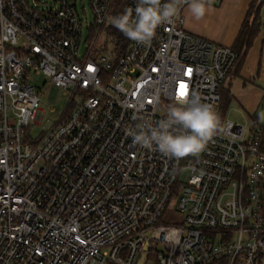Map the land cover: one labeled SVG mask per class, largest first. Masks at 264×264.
Segmentation results:
<instances>
[{"label":"built area","instance_id":"2783aa9c","mask_svg":"<svg viewBox=\"0 0 264 264\" xmlns=\"http://www.w3.org/2000/svg\"><path fill=\"white\" fill-rule=\"evenodd\" d=\"M118 1L89 0L80 53L78 0H0V264H263L258 130L223 120L179 161L127 134L192 92L215 109L237 53L186 32L180 4L150 45L128 39L118 54ZM39 73L69 99L32 140Z\"/></svg>","mask_w":264,"mask_h":264},{"label":"clouds","instance_id":"9594fccd","mask_svg":"<svg viewBox=\"0 0 264 264\" xmlns=\"http://www.w3.org/2000/svg\"><path fill=\"white\" fill-rule=\"evenodd\" d=\"M186 4L191 14L201 19L211 0H137L135 9L110 18L113 27L138 44L150 45L159 26L171 23L178 5ZM220 125V117L211 104L192 92L167 107L166 118L144 121L127 130L133 142L143 149L158 151L177 161L199 156L212 140Z\"/></svg>","mask_w":264,"mask_h":264},{"label":"crops","instance_id":"0c3cea01","mask_svg":"<svg viewBox=\"0 0 264 264\" xmlns=\"http://www.w3.org/2000/svg\"><path fill=\"white\" fill-rule=\"evenodd\" d=\"M252 0H219L212 3L205 15L197 20L186 5L182 11L186 32L216 45L232 46ZM260 32L248 49L237 76L231 74L224 84L238 107L247 115L248 131L258 130L250 116L258 117L264 126V7L260 6ZM234 89H232L233 85ZM231 122V121H230Z\"/></svg>","mask_w":264,"mask_h":264},{"label":"rangeland","instance_id":"374dc122","mask_svg":"<svg viewBox=\"0 0 264 264\" xmlns=\"http://www.w3.org/2000/svg\"><path fill=\"white\" fill-rule=\"evenodd\" d=\"M30 1L33 2L34 0H30ZM37 1L41 2L42 0H37ZM218 1L219 0H211V6L212 3H216ZM82 4L84 5L86 10L84 14L82 13V6L80 0H78L77 10L80 14L83 23L80 53L83 52L84 45L88 42L87 40L91 37V35H89L86 23L92 21V12L89 6V0H83ZM101 43H102V38L100 37V41H98L97 44H95L96 47ZM32 83L35 85L36 91L40 95L37 106L39 109H42L43 111L41 123L31 124V126L29 127V138L35 140L44 131L48 130L59 119V117L61 116L62 112L64 111V109L68 104L69 95L64 94L62 90H58L55 87L50 89L48 93L49 88L47 87V77L43 73L33 74ZM234 86L235 84L233 85L232 89H234ZM224 120L245 125L247 127L248 125H250L249 118L238 107L235 98H233L230 105H228V108L224 115ZM181 179L184 181V176H182ZM137 264H154V261L149 258H146V255L143 254L138 259ZM263 264H264V260H263Z\"/></svg>","mask_w":264,"mask_h":264},{"label":"trees","instance_id":"16d2710c","mask_svg":"<svg viewBox=\"0 0 264 264\" xmlns=\"http://www.w3.org/2000/svg\"><path fill=\"white\" fill-rule=\"evenodd\" d=\"M123 4H124L123 0H119L117 2L118 6L114 16L123 13ZM260 6L261 4L258 3L256 0H252L250 2L246 16L240 26V29L237 33L234 43L231 46V48L238 55L236 65L231 73V74L234 73V76H237L238 70L243 63L244 57L248 49L251 47L254 39L260 32V18H259ZM109 31H111L112 34L111 36L115 39V42L118 46V54L123 53L128 38H126L119 30L113 27L112 24L109 27ZM232 100H233V96L231 95L229 88L228 87L225 88L224 86H221L219 91V101L215 107V111L220 117V123L224 120L225 112ZM250 119L253 120L255 126L258 127L257 129L260 132L259 147L260 150L264 152V126L258 124V117L250 116ZM262 216L264 221V186L262 193Z\"/></svg>","mask_w":264,"mask_h":264}]
</instances>
